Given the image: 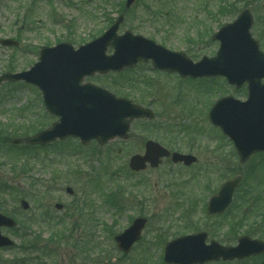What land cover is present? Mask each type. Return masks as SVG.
I'll list each match as a JSON object with an SVG mask.
<instances>
[{"label":"rangeland","instance_id":"rangeland-1","mask_svg":"<svg viewBox=\"0 0 264 264\" xmlns=\"http://www.w3.org/2000/svg\"><path fill=\"white\" fill-rule=\"evenodd\" d=\"M229 1H237L234 11L219 14V0H137L127 10L122 4L126 0H0V38L17 39L20 43L12 48L0 45V75L6 72L9 60L14 63L9 70L28 69L38 60L42 46L65 40L78 47L90 41L120 14L125 18L119 33L130 30L198 61L204 55L216 54L219 43L212 35L234 20L244 7H250L255 17L253 35L264 50V0ZM111 52L110 47L108 53ZM122 72L121 77L96 74L86 80L112 92L119 90L133 101L153 108L155 119L138 125L134 121L128 141L116 139L103 146L91 141L81 148L76 145L79 139H72L73 143H55L47 148H13L3 136L5 132H0V203L22 226L16 231L2 229L16 246L0 249V264H16L18 258L17 263L23 262L20 244L26 235L46 239L53 231L70 230L67 228L74 227L75 220L87 221L73 234L75 239L78 236L94 243L90 258H83L71 240L49 246L48 251L54 250L51 264H160L165 241L201 230L226 244H235L244 234L264 239V153L240 163L232 141L222 137L220 129L207 118L216 99L222 96L246 99L244 86L236 90L220 78L182 81L185 79L176 73L168 75L154 69L151 62H141ZM115 78L118 80L113 81ZM147 79L152 85L145 84ZM29 86L0 85V129L14 123L29 125L33 132L41 128L37 121L51 125L57 120L45 118L42 95ZM27 104L29 110L21 114L19 108ZM149 138L171 150L191 152L198 161L185 167L167 159L156 168L148 166L134 172L129 168V158L143 153ZM12 163L16 171L11 170ZM237 174H242L244 180L227 213L209 218V197L226 179ZM69 186L74 189L73 195L66 192ZM112 191L117 198L122 194L121 209L112 206L116 201L104 198L105 193ZM22 198L31 205L26 211L20 205ZM56 203L64 207L57 210ZM75 203L85 208L82 215L70 212ZM45 212L49 214L46 216ZM140 215L148 218L142 239L124 255L113 236ZM263 260L262 256L253 257L241 264Z\"/></svg>","mask_w":264,"mask_h":264},{"label":"water","instance_id":"water-1","mask_svg":"<svg viewBox=\"0 0 264 264\" xmlns=\"http://www.w3.org/2000/svg\"><path fill=\"white\" fill-rule=\"evenodd\" d=\"M135 0H127L130 7ZM121 15L106 32L76 49L69 42H61L53 47H43L40 61L30 70L18 73H4L3 81L25 80L41 89L47 110L59 116L50 128L29 136V144H47L58 138L69 136L80 138L83 143L96 139L100 144L119 136L128 137L132 120L153 118V111L132 103L129 99L118 98L107 89L92 83L81 84L86 76L96 72L121 71L135 66L140 60H152L154 68L169 72H178L182 77L225 76L228 82L237 87L248 83L249 95L246 101L226 96L212 107L209 117L234 141L242 162L247 161L256 152L264 151V52L259 42L252 37L250 29L253 16L249 9L241 12L238 18L223 26L215 35L221 41L216 56H204L194 63L181 52L171 51L155 41L126 31L117 32L123 21ZM3 45H15L13 39H0ZM114 48L111 55L109 47ZM14 139L13 143H20ZM170 152L158 142L148 141L144 155L136 154L130 159L133 170H142L150 162L158 166L163 157ZM175 162L190 165L196 161L192 155L173 153ZM241 177L226 181L219 193L213 196L208 205L210 214L224 212L232 202L235 188ZM69 193L73 189L68 188ZM24 209L29 203L22 200ZM62 208L61 204L57 205ZM147 219L138 217L132 225L115 236L118 247L129 252L141 238ZM16 221L0 213V248L10 247L14 242L3 235V226L13 228ZM208 234L198 232L184 235L169 241L165 247L164 260L167 264H205L211 261H230L244 259L264 252V241L249 236L239 238L236 246H223L217 241L206 243Z\"/></svg>","mask_w":264,"mask_h":264},{"label":"trees","instance_id":"trees-1","mask_svg":"<svg viewBox=\"0 0 264 264\" xmlns=\"http://www.w3.org/2000/svg\"><path fill=\"white\" fill-rule=\"evenodd\" d=\"M229 2H225L223 0L220 3L219 7H218V12L221 13V14H230V13H232L234 11L233 8H235L237 6V3H236L237 1H235L234 3H229ZM162 11L163 10H160L159 12H162ZM114 20L115 19H110L109 22L112 23ZM114 81H116V80H114ZM25 109L26 108H23V110H25ZM37 122H38V124H41L40 127H42V128L47 126V122L46 121H43V123H39V121H37ZM18 126H16L13 123L10 127L9 126L7 128L3 127L4 130L0 129L1 133H2V131L5 132V133H3L4 134L3 136L6 138V141L10 140L9 136H11V135H20V134L28 135L30 133L29 125H28V127H26V126H24L22 124L18 125ZM38 129H40V128L37 127V129H33V132L37 131ZM25 167L27 168V166H25ZM26 171H27V169H26ZM1 203H0V210L4 211L3 208L1 207L2 206ZM81 205H80V203L73 204L71 206L70 212L71 213H76L78 211L79 215H82L84 210H85V208H83ZM48 214H49L48 212H45L46 216ZM84 221H85V223H81V222H84ZM86 223H87L86 220H83V221L79 220V222L77 220H75L74 227L67 228V229H70V230L63 231V230L55 229L57 231L51 232L50 236L48 238H46V239H42L41 236L39 238H36L35 236L29 237L28 235H26L24 237V239L22 238V243L20 244V254L19 255H20V258L23 260V262L22 263H17V261L20 260L18 258V259H15V263L16 264H23L25 261H27L25 264H47L46 262H49V264H51L50 261L54 260V258H53L54 250L50 249L48 251L49 246L54 247L56 244H63L64 242L69 243L71 240H74V245L77 246V248L79 250H81L82 257L85 258V259H89L90 258V256H89L90 251L95 246L94 243H91L90 240L84 241V240L80 239L78 236L75 239L74 238L75 234H73V231L76 232V229H81L82 227L85 226ZM47 256H49V257H47ZM244 262L245 261L231 262V263L241 264V263H244ZM160 264H164V263L161 262ZM254 264H264V260L260 261V262H256Z\"/></svg>","mask_w":264,"mask_h":264},{"label":"flooded vegetation","instance_id":"flooded-vegetation-1","mask_svg":"<svg viewBox=\"0 0 264 264\" xmlns=\"http://www.w3.org/2000/svg\"><path fill=\"white\" fill-rule=\"evenodd\" d=\"M196 164V163H195Z\"/></svg>","mask_w":264,"mask_h":264}]
</instances>
